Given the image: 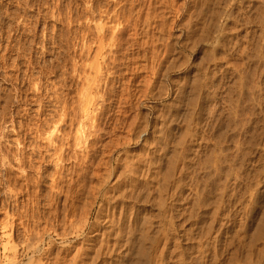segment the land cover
Returning a JSON list of instances; mask_svg holds the SVG:
<instances>
[{"label":"rangeland","instance_id":"374dc122","mask_svg":"<svg viewBox=\"0 0 264 264\" xmlns=\"http://www.w3.org/2000/svg\"><path fill=\"white\" fill-rule=\"evenodd\" d=\"M263 34L264 0H0V264L128 260L147 218L190 264H264Z\"/></svg>","mask_w":264,"mask_h":264},{"label":"bare ground","instance_id":"6f19581e","mask_svg":"<svg viewBox=\"0 0 264 264\" xmlns=\"http://www.w3.org/2000/svg\"><path fill=\"white\" fill-rule=\"evenodd\" d=\"M229 1H231V0H229ZM234 1V0H233ZM146 2V1H145ZM146 6V5H145ZM201 6V5H200ZM155 8V7H154ZM115 10V9H114ZM164 10V9H163ZM168 10V9H167ZM127 11V10H126ZM162 11V10H161ZM236 11V10H235ZM192 13V12H191ZM202 13V12H201ZM88 15V14H87ZM205 15V14H204ZM112 16V15H111ZM151 16V15H150ZM159 17V16H158ZM204 17V16H203ZM74 18V17H73ZM206 18V17H205ZM129 19V18H128ZM155 19V18H154ZM204 19V18H203ZM253 19V18H252ZM192 22V21H191ZM208 22V21H207ZM104 23V22H103ZM133 23V22H132ZM209 24V23H208ZM124 27V26H123ZM107 29V28H106ZM253 32V31H252ZM136 34V33H135ZM120 35V34H119ZM264 35V34H263ZM93 36V35H92ZM122 37H123V35H121ZM119 38V37H118ZM117 38V39H118ZM67 41V40H66ZM239 41V40H238ZM146 43H148V42H146ZM195 43H196V41H195ZM101 44V43H100ZM229 44V43H228ZM104 46V45H103ZM112 47V46H111ZM257 48H258V46H257ZM10 49V48H9ZM146 50V49H145ZM169 50V49H168ZM204 50V49H203ZM205 52V51H204ZM241 52V51H240ZM3 53V52H2ZM167 54H169V53H167ZM25 55V54H24ZM187 56V55H186ZM243 56V55H242ZM248 56V55H247ZM178 58V57H177ZM98 61V60H97ZM197 61V60H196ZM261 63V62H260ZM25 64V63H24ZM89 64V63H88ZM92 65V64H91ZM98 65V64H97ZM88 66V65H87ZM181 66V65H180ZM215 66V65H214ZM137 68V67H136ZM50 69V68H49ZM81 70V69H80ZM154 70V69H153ZM221 70V69H220ZM226 71V70H225ZM106 73H108V72H106ZM158 73V72H157ZM84 74V73H83ZM260 74V73H259ZM233 75V74H232ZM198 76V75H197ZM205 76V75H204ZM80 77V76H79ZM94 77V76H93ZM107 77V76H106ZM199 77V76H198ZM201 77V76H200ZM195 79V78H194ZM82 80V79H81ZM91 80V79H90ZM198 79H195V81H197ZM202 80V79H201ZM200 80V81H201ZM208 80V79H207ZM195 81H193L192 80V82H195ZM200 81L198 80L197 82H198V84L196 85L197 86V88H199L198 87V85L200 86V85H203L204 84V81L202 82L201 81V83H200ZM161 82V81H160ZM83 83V82H82ZM206 83V82H205ZM195 84V83H194ZM207 84V83H206ZM205 85V84H204ZM195 86V85H194ZM233 86V85H232ZM52 87V86H51ZM203 87H205V86H203ZM202 87V88H203ZM101 88V87H100ZM162 88V87H161ZM196 87H194V89H195ZM84 89V88H83ZM190 89V88H189ZM200 89V88H199ZM164 90H165V88H164ZM261 90V89H260ZM51 91V90H50ZM197 91V90H196ZM105 92V91H104ZM190 92V91H189ZM233 92V91H232ZM177 93H179V92H177ZM177 93H176V95H177ZM256 93V92H255ZM88 94V93H87ZM87 94H86V96H87ZM214 94V93H213ZM53 96V95H52ZM80 96V95H79ZM236 96V95H235ZM257 96V95H256ZM194 97H195V95H194ZM70 98V97H69ZM82 98V97H81ZM90 98H92V97H90ZM193 98V97H192ZM195 99V98H194ZM77 100V99H76ZM247 100V99H246ZM105 101V100H104ZM179 101V100H178ZM195 101V100H194ZM71 102V101H70ZM235 102V101H234ZM252 102V101H251ZM73 104V103H72ZM82 104V103H81ZM99 105V104H98ZM62 106V105H61ZM68 106V105H67ZM84 106H86V105H84ZM119 106V105H118ZM189 106V105H188ZM76 107H77V105H76ZM97 107V106H96ZM177 107V106H176ZM228 107V106H227ZM51 108V107H50ZM131 108V107H130ZM89 109V108H88ZM132 109V108H131ZM247 109V108H246ZM37 110V109H36ZM192 110V109H191ZM190 110V111H191ZM228 110V109H227ZM17 111V110H16ZM49 111V110H48ZM126 111V110H125ZM229 111V110H228ZM43 112V111H42ZM40 113V112H39ZM69 113V112H68ZM75 113V112H74ZM191 113V112H190ZM4 114V113H3ZM104 114V113H103ZM239 114V113H238ZM66 113H63V115H62V117L61 118H59L60 120H58V121H60V123H65V124H68L65 120H66ZM136 115V114H135ZM178 115V114H177ZM190 115V114H189ZM229 115V114H228ZM227 115V116H228ZM33 116V115H32ZM68 116V115H67ZM122 116V115H121ZM220 116V115H219ZM60 117V116H59ZM116 118V117H115ZM164 118V117H163ZM231 118H232V116H231ZM242 118V117H241ZM226 119V118H225ZM229 119H230V116H229ZM34 120V119H33ZM56 120V119H55ZM77 120V119H76ZM37 121V120H36ZM52 121V120H51ZM226 121V120H225ZM42 122H44V124H46V119H45V121H42ZM41 122V123H42ZM222 122V121H221ZM25 123V122H24ZM58 123V122H57ZM238 123V122H237ZM43 124V125H44ZM47 124L49 125V121L47 120ZM46 124V125H47ZM131 124V123H130ZM230 124V123H229ZM186 125H187V123H186ZM54 126V125H53ZM78 126V125H77ZM114 126V125H113ZM169 126V125H168ZM38 127H39V125H38ZM42 127V126H41ZM48 127V126H47ZM46 127V128H47ZM64 127H66V125H63V124H60L59 126H55V128H57V129H55V130H57V132L59 131V130H62L61 128H64ZM28 128V127H27ZM45 128V127H44ZM65 129V128H64ZM63 129V130H64ZM113 129V128H112ZM63 130H62V132H63ZM140 130V129H139ZM38 131V130H37ZM65 131V130H64ZM161 131H162V129H161ZM234 131V130H233ZM264 131V130H263ZM23 132V131H22ZM33 132V131H32ZM51 132V131H50ZM73 132H75V131H73ZM38 133V132H37ZM53 133H54V130H53V132L51 133V135L50 136H46L47 138V141H48V143H49V145H51V143L53 142V140H54V136H53ZM88 133V132H87ZM96 133V132H95ZM254 133V132H253ZM34 134V133H33ZM64 134H66V133H64ZM219 134V133H218ZM49 135V134H48ZM91 135V134H90ZM155 135V134H154ZM192 135V134H191ZM56 136H57V134H56ZM80 136H81V134H80ZM57 137H59V136H57ZM79 137V136H78ZM227 137V136H226ZM68 138H69V136H68ZM222 138H224V137H222ZM246 138V137H245ZM20 139V138H19ZM39 139V138H38ZM56 139V138H55ZM101 139V138H100ZM18 140V139H17ZM73 140V139H72ZM79 140V139H78ZM80 140H81V138H80ZM124 140V139H123ZM236 140V139H235ZM182 141V140H181ZM34 142V141H33ZM68 142V141H67ZM127 142V141H126ZM216 142V141H215ZM222 142V141H221ZM251 142V141H250ZM73 143V142H72ZM76 143V142H75ZM219 143V142H218ZM77 144V143H76ZM79 144H80V142H79ZM88 144V143H87ZM95 144V143H94ZM228 144V143H227ZM55 145V144H54ZM238 145V144H237ZM52 146H53V144H52ZM51 146V147H52ZM79 146V145H78ZM246 146V145H245ZM264 146V145H263ZM36 147V146H35ZM90 147V146H89ZM93 147V146H92ZM104 147V146H103ZM256 147V146H255ZM42 148V147H41ZM57 148V147H56ZM70 148V147H69ZM185 148V147H184ZM38 149V148H37ZM167 149V148H166ZM210 149V148H209ZM23 150V149H22ZM112 150V149H111ZM208 150V149H207ZM230 150V149H229ZM21 151V150H20ZM52 151V150H51ZM177 151H179V150H177ZM41 152V151H40ZM97 152V151H96ZM99 152V151H98ZM7 153V152H6ZM15 153V152H14ZM38 153H39V151H38ZM56 153V152H55ZM63 153V152H62ZM88 153V152H87ZM54 154V153H53ZM26 155V154H25ZM40 155V154H39ZM63 154H61V153H59V155L57 154V157L59 156L60 158H61V160H63L64 158V155L62 156ZM107 155V154H106ZM181 155V154H180ZM220 155V154H219ZM6 156V155H5ZM12 156V155H11ZM74 156V155H73ZM137 156V155H136ZM178 156V155H177ZM101 157V156H100ZM60 158H59V160H60ZM82 158V157H81ZM180 158V157H179ZM210 158V157H209ZM44 159V158H43ZM45 159H46V156H45ZM26 160V159H25ZM24 160V161H25ZM145 160H146V158H145ZM242 160V159H241ZM19 161L21 162V160L19 159ZM47 161V160H46ZM83 161H84V159H83ZM183 162V161H182ZM22 163H23V161H22ZM152 163V162H151ZM158 163V162H157ZM161 163V162H160ZM205 163V162H204ZM43 164V163H42ZM23 165V164H22ZM26 165V164H25ZM57 165H58V163H57ZM151 165V164H150ZM187 165V164H186ZM213 165V164H212ZM218 165V164H217ZM234 165V164H233ZM36 166V165H35ZM110 166V165H109ZM65 167V166H64ZM83 167V166H82ZM189 167V166H188ZM215 167V166H214ZM37 168V167H36ZM160 168V167H159ZM210 168V167H209ZM213 168V167H212ZM29 169V168H28ZM86 169V168H85ZM105 169V168H104ZM166 169V168H165ZM173 169V168H172ZM219 169V168H218ZM60 170V169H59ZM169 170H171V169H169ZM174 170V169H173ZM172 170V171H173ZM153 171V170H152ZM155 171V170H154ZM164 172V171H163ZM186 172V171H185ZM110 173H112L111 171H110ZM157 173V172H156ZM94 174V173H93ZM101 174V173H100ZM159 174V173H158ZM170 173H168V175H169ZM198 174V173H197ZM211 174H213V173H211ZM224 174V173H223ZM227 174V173H226ZM45 175V174H44ZM90 175V174H89ZM167 175V174H166ZM174 175V174H173ZM9 176V175H8ZM96 176V175H95ZM102 176V175H101ZM107 176H108V174H107ZM106 176V177H107ZM162 176H164V174L162 175ZM170 176H168V177H165V178H169ZM179 177V176H178ZM184 177V176H183ZM226 177V176H225ZM149 178V177H148ZM162 178V177H161ZM67 179V178H66ZM88 179V178H87ZM102 179V178H101ZM170 179V178H169ZM236 179V178H235ZM165 180V179H164ZM40 180H38V182H39ZM205 181V180H204ZM37 182V183H38ZM70 182V181H69ZM159 182V181H158ZM163 182V181H162ZM174 182V181H173ZM222 182V181H221ZM40 183V182H39ZM168 183V182H167ZM178 183V182H177ZM220 183V182H219ZM223 183V182H222ZM46 184V183H45ZM81 184V183H80ZM88 184V183H87ZM156 184V183H155ZM160 184H161V182H160ZM228 184V183H227ZM255 184V183H254ZM84 185V184H83ZM91 185V184H90ZM214 185V184H213ZM102 186V185H101ZM104 186H106V185H104ZM221 186V185H220ZM224 186V185H223ZM239 186V185H238ZM246 186V185H245ZM18 187V186H17ZM22 187V186H21ZM162 187V186H161ZM86 188V187H85ZM84 189V188H83ZM163 189V188H162ZM237 189V188H236ZM67 190V189H66ZM81 190V189H80ZM107 190V189H106ZM105 190V191H106ZM172 190V189H171ZM105 191H104V193H105ZM163 191V190H162ZM173 191V190H172ZM65 192V191H64ZM211 192V191H210ZM223 192V191H222ZM102 193V195L104 194L102 191H99L98 192V194H101ZM196 193V192H195ZM32 194V193H31ZM97 194V193H96ZM231 194V193H230ZM106 195H108L107 193H106ZM175 195V194H174ZM179 195V194H178ZM201 195V194H200ZM236 195V194H235ZM215 196V195H214ZM219 196V195H218ZM217 196V197H218ZM102 197H104V199H106V197H105V195L104 196H102ZM179 197V196H178ZM195 197H197L196 196V194H195ZM236 197V196H235ZM252 197V196H251ZM101 198V197H100ZM179 198H181V197H179ZM200 198V197H199ZM249 198H250V196H249ZM103 199V198H102ZM204 198H202V201H204L203 200ZM242 199V198H241ZM73 200V199H72ZM71 200V201H72ZM80 200V199H79ZM235 200V199H234ZM237 200V199H236ZM85 201V200H84ZM189 201V200H188ZM222 201V200H221ZM183 202V201H182ZM187 202V201H186ZM234 203V202H233ZM49 204V203H48ZM65 204V203H64ZM205 204V203H204ZM204 204H202V205H204ZM216 204V203H215ZM225 204V203H224ZM254 204V203H253ZM107 205V204H106ZM226 205V204H225ZM231 205V204H230ZM197 206V205H196ZM32 207V206H31ZM75 207V206H74ZM91 207V206H90ZM194 207V206H193ZM197 208V207H196ZM215 208V207H214ZM219 208V207H218ZM176 209V208H175ZM195 209V208H194ZM243 209V208H242ZM101 210V209H100ZM199 210V209H198ZM216 210V209H215ZM238 210V209H237ZM88 211V210H87ZM168 211V210H167ZM183 211V210H182ZM191 211V210H190ZM194 211V210H193ZM192 211V212H193ZM213 211V210H212ZM170 212V211H169ZM184 213V212H183ZM188 213V212H187ZM101 214V213H100ZM191 214H193V213H191ZM207 214V213H206ZM210 215V214H209ZM82 217V216H81ZM166 217V216H165ZM205 217V216H204ZM163 218V217H162ZM108 219V218H107ZM160 219V218H159ZM173 219V218H172ZM197 219V218H196ZM213 219V218H212ZM258 219V218H257ZM106 220V219H105ZM205 220V219H204ZM203 220V221H204ZM87 221V220H86ZM159 222H161V221H159ZM163 222V221H162ZM167 222V221H166ZM61 223V222H60ZM89 223V222H88ZM95 223V222H94ZM141 223V222H140ZM205 223V222H204ZM209 223V222H208ZM229 223V222H228ZM254 223V222H253ZM264 223V222H263ZM163 224V223H162ZM161 224V225H162ZM207 224V223H206ZM222 224V223H221ZM241 224V223H240ZM87 225V224H86ZM157 225V224H156ZM158 225H159V223H158ZM157 225V226H158ZM161 225H160V227H161ZM202 225V224H201ZM95 226V225H94ZM166 226V225H165ZM165 226H163V227H165ZM169 226V225H168ZM167 226V227H168ZM82 227V226H81ZM156 227V226H155ZM160 227H158V230H159V228ZM163 227H161V228H163ZM208 227V226H207ZM206 227V228H207ZM210 227V226H209ZM69 228V227H68ZM83 228H84V226H83ZM137 229V228H136ZM155 229V228H154ZM166 229V228H165ZM165 229L163 228V230L165 231ZM169 229V228H168ZM81 230H82V228H81ZM111 230H113L112 228H111ZM126 230V229H125ZM162 230V229H161ZM161 231L160 232V230L159 231H154V232H152V230H151V225H150V219L149 218H147V219H145V221H144V223H143V226H142V228H141V232H140V234H139V236L137 237V242H138V244L136 245L137 246V248H136V246L134 247V248H136V250H134L135 252H133V257L132 258H128V256L126 255V253H125V256H127V258H128V260H130V261H128L124 256V258L122 259V257L120 258V257H118L117 256V248H119V247H116L117 246V244H116V242L118 241V240H120L119 238L117 239V241H115V245L113 246V247H109V244H108V247L106 248V250L105 249H102V248H100V250H99V254H98V256H95L96 258L95 259H93V261H94V263L93 264H160L158 261H160L161 259H162V257H163V254L164 253H166V251L169 249V244L172 242V239H174L175 237H172L171 236V234L169 235V234H167V235H164V234H162L164 231ZM175 230V229H174ZM209 230V229H208ZM211 231H212V229H210ZM241 230V229H240ZM254 230V229H253ZM103 231V230H102ZM107 231V230H106ZM116 231V230H115ZM123 231V230H122ZM168 231V230H167ZM210 231V232H211ZM242 231V230H241ZM259 231V230H258ZM258 231H256V232H258ZM69 232V231H68ZM110 232V231H109ZM112 232V231H111ZM253 232V231H252ZM255 232V233H256ZM115 233V232H114ZM113 233V234H114ZM170 233H172V232H170ZM206 233H208V232H206ZM248 233V232H247ZM251 233V232H250ZM254 233V232H253ZM263 233V232H262ZM81 234H83V233H81ZM162 234V235H161ZM186 234V233H185ZM190 234V233H189ZM200 234V233H199ZM238 234H239V232H238ZM246 234V233H245ZM259 234V236H263V234L261 235V232H258L257 233V235ZM70 235V234H69ZM72 235V234H71ZM91 235V234H90ZM106 235V234H105ZM115 235H116V233H115ZM118 235H121V234H117V236ZM128 235V234H127ZM161 235V236H160ZM163 235H164V238H163ZM221 235V234H220ZM235 235V234H234ZM237 235V234H236ZM235 235V236H236ZM249 235V234H248ZM247 234H246V238L247 237H249ZM256 235V234H255ZM82 236V235H81ZM110 236V235H109ZM113 236V235H112ZM124 236V235H123ZM129 236V235H128ZM175 236V235H174ZM201 236V235H200ZM215 236V235H214ZM235 236H234V238H235ZM239 236H243V234L242 235H240L239 234ZM245 236V235H244ZM120 238H121V236H119ZM213 237V236H212ZM217 237V236H216ZM232 237V236H231ZM237 237V236H236ZM240 237V238H241ZM258 237V236H257ZM115 238V237H114ZM187 238H189V237H187ZM186 238V239H187ZM245 238V237H244ZM243 238V239H244ZM62 239H63V243L65 244V245H67L68 243H69V240H70V236H68L67 235V233L65 232L64 234H63V236H62ZM115 239V240H116ZM179 237L178 238H175L174 240V242H180L179 241ZM215 239V238H214ZM243 239L241 240V241H243ZM249 239H250V237H249ZM256 239V238H255ZM264 239V238H263ZM130 240V239H129ZM163 240H165V241H163ZM196 240V239H195ZM198 240V239H197ZM237 240H239V239H237ZM106 241H107V239H106ZM182 241V240H181ZM240 241V240H239ZM244 241H245V239H244ZM249 241V240H248ZM253 241V240H252ZM255 241V240H254ZM104 242V240L102 241V243ZM160 242H163L162 244H160ZM213 242V241H212ZM110 243V242H109ZM118 243H119V241H118ZM121 243V242H120ZM135 243V242H134ZM218 243V242H217ZM221 243V242H220ZM241 243V242H240ZM253 243V242H252ZM251 243V244H252ZM101 244V243H100ZM107 244V243H106ZM113 244V243H112ZM239 244V243H238ZM244 244H246L245 242H244ZM249 244V243H248ZM247 244V245H248ZM251 244H249V245H251ZM264 244V243H263ZM28 245V244H27ZM160 245H162V246H160ZM173 245H174V248L172 247L171 249H173V251H171L170 249V251L171 252H173L174 253V251L175 252H177V253H180L179 254V257L178 258H176V259H179L180 258V256H183V258L182 259H179V261H180V263L179 264H190V262L188 263V261L190 260V259H188L186 256V259L187 260H185V258H184V254H183V252L181 251L182 249H184V248H182V249H179V247L180 246H178L179 244H175V243H173ZM172 245V246H173ZM241 245H243L242 243H241ZM103 246V245H102ZM107 246V245H106ZM112 246V245H111ZM119 246V245H118ZM127 246V245H126ZM161 248H160V247ZM211 246V245H210ZM213 246V245H212ZM255 246V245H254ZM253 246V247H254ZM36 247V246H35ZM70 246H68L67 248H66V250H69L70 248H69ZM89 247V246H88ZM98 247H99V244H98ZM100 247H101V245H100ZM128 247V246H127ZM209 247V246H208ZM246 247V246H245ZM250 247V249H251V246H249ZM257 247V246H256ZM15 248V247H14ZM32 248V247H31ZM74 248V247H73ZM104 248V247H103ZM120 248H122V249H124L123 248V246L122 247H120ZM181 248V247H180ZM206 248V247H205ZM214 248H215V246H214ZM261 248V247H260ZM179 249V250H178ZM201 249V248H200ZM263 249V248H262ZM261 249V250H262ZM76 250V249H75ZM82 250V249H81ZM98 250V249H97ZM102 250V251H101ZM125 250H126V248H125ZM202 250H203V248H202ZM128 251V250H127ZM169 251V252H170ZM239 251H240V249H239ZM255 251V250H254ZM84 252V251H83ZM129 252V251H128ZM127 252V254L129 255V257L130 256H132L131 254H129ZM130 252H132V251H130ZM181 252H182V254H181ZM200 252V251H199ZM263 252V251H262ZM69 253V252H68ZM119 253H121V252H119ZM172 253V254H173ZM176 253V254H177ZM201 253H202V251H201ZM249 253V252H248ZM96 254V253H95ZM186 254V253H185ZM188 254V253H187ZM243 254V253H242ZM263 254H264V252H263ZM167 255H168V253H167ZM169 255H171V253L169 254ZM204 255V254H203ZM245 254H243V256H244ZM249 255H251V254H249ZM254 255V254H253ZM260 255V254H259ZM79 256V255H78ZM85 256V255H84ZM120 256V255H119ZM165 256V255H164ZM197 256V255H196ZM261 256H263V255H261ZM37 257V256H36ZM167 257V256H166ZM173 257V256H172ZM198 257V256H197ZM245 257V256H244ZM243 257V258H244ZM248 257V256H247ZM194 258V257H193ZM214 258V257H213ZM250 258V257H249ZM256 258H260L259 256L258 257H256ZM192 259V258H191ZM163 260V259H162ZM166 260V259H165ZM193 260V259H192ZM37 261V260H36ZM187 261V262H186ZM191 261V260H190ZM199 261V260H198ZM246 261H247V259H246ZM257 261V260H256ZM259 261V260H258ZM72 262V261H71ZM89 262V261H88ZM174 262V261H173ZM91 263V262H90ZM195 263V262H194ZM238 263V262H237ZM254 263V262H253ZM257 263H259V262H257ZM30 264V263H29ZM68 264V263H67ZM162 264V263H161ZM164 264V263H163ZM197 264H198V262H197ZM256 264V263H255Z\"/></svg>","mask_w":264,"mask_h":264}]
</instances>
